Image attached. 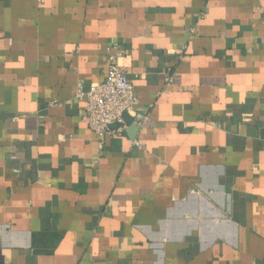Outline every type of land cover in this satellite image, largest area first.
Masks as SVG:
<instances>
[{"label":"crops","instance_id":"0c3cea01","mask_svg":"<svg viewBox=\"0 0 264 264\" xmlns=\"http://www.w3.org/2000/svg\"><path fill=\"white\" fill-rule=\"evenodd\" d=\"M0 264H264V0H0Z\"/></svg>","mask_w":264,"mask_h":264},{"label":"built area","instance_id":"2783aa9c","mask_svg":"<svg viewBox=\"0 0 264 264\" xmlns=\"http://www.w3.org/2000/svg\"><path fill=\"white\" fill-rule=\"evenodd\" d=\"M107 51L108 70L105 79L91 84L87 90L80 86L75 94L76 99L85 102L82 119L98 136L121 134L125 128L123 114L133 112L138 103L126 68L118 61L122 56L118 45H110ZM171 80L169 76L167 83ZM113 124L118 125L113 128Z\"/></svg>","mask_w":264,"mask_h":264}]
</instances>
